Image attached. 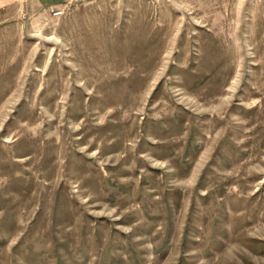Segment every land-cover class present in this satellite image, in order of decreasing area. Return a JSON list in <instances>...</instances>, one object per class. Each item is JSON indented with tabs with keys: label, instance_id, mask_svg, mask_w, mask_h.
<instances>
[{
	"label": "rangeland",
	"instance_id": "1",
	"mask_svg": "<svg viewBox=\"0 0 264 264\" xmlns=\"http://www.w3.org/2000/svg\"><path fill=\"white\" fill-rule=\"evenodd\" d=\"M0 264H264V0L3 4Z\"/></svg>",
	"mask_w": 264,
	"mask_h": 264
},
{
	"label": "crops",
	"instance_id": "2",
	"mask_svg": "<svg viewBox=\"0 0 264 264\" xmlns=\"http://www.w3.org/2000/svg\"><path fill=\"white\" fill-rule=\"evenodd\" d=\"M11 0H0V7L5 4V3H8L10 2Z\"/></svg>",
	"mask_w": 264,
	"mask_h": 264
}]
</instances>
